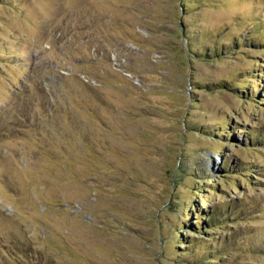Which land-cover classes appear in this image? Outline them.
<instances>
[{"label": "rangeland", "instance_id": "374dc122", "mask_svg": "<svg viewBox=\"0 0 264 264\" xmlns=\"http://www.w3.org/2000/svg\"><path fill=\"white\" fill-rule=\"evenodd\" d=\"M0 264H264V0H0Z\"/></svg>", "mask_w": 264, "mask_h": 264}, {"label": "trees", "instance_id": "16d2710c", "mask_svg": "<svg viewBox=\"0 0 264 264\" xmlns=\"http://www.w3.org/2000/svg\"><path fill=\"white\" fill-rule=\"evenodd\" d=\"M221 82H218V84L220 85V86H224V87H229V88H231L230 86L231 85H229L228 84V82L227 83H225L226 81L225 80H220ZM254 86H255V84H253ZM234 90L236 91L237 90V88L236 87H234ZM256 91L255 90H252V92H251V94L252 95H255L254 93H255ZM251 95V98H253V96ZM197 128V127H196ZM227 129V128H226ZM225 129V130H226ZM251 134V133H250ZM247 134V137L248 136H255V134ZM250 138V137H249ZM247 143V142H246ZM223 163V164H222ZM222 166H227L226 164H227V159H226V161L223 159V161H222ZM217 206H213L212 208H210L209 209V213H208V219H207V224L209 223V224H211V223H214V222H220L221 221V219H220V211H219V209L218 208H216ZM205 222V221H204ZM191 224L193 223V222H190ZM196 229H201L202 230V226H201V223H200V226H199V224L197 225V228ZM183 238V237H182ZM223 252H224V250H223ZM208 257H213L214 256V253H212V254H210V255H207Z\"/></svg>", "mask_w": 264, "mask_h": 264}, {"label": "built area", "instance_id": "2783aa9c", "mask_svg": "<svg viewBox=\"0 0 264 264\" xmlns=\"http://www.w3.org/2000/svg\"><path fill=\"white\" fill-rule=\"evenodd\" d=\"M5 210V209H4Z\"/></svg>", "mask_w": 264, "mask_h": 264}]
</instances>
